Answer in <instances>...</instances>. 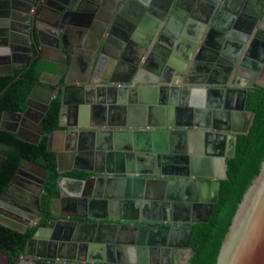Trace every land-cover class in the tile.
I'll list each match as a JSON object with an SVG mask.
<instances>
[{
  "label": "water",
  "instance_id": "1",
  "mask_svg": "<svg viewBox=\"0 0 264 264\" xmlns=\"http://www.w3.org/2000/svg\"><path fill=\"white\" fill-rule=\"evenodd\" d=\"M5 1L10 2L13 0H0V2ZM41 1L42 0H40V2ZM128 1L129 0L123 4L121 3L122 5L120 7H117L119 1L115 3L111 13L113 16L112 32L117 30V28L129 31L132 25L135 24V20L133 21L131 17L129 18L127 16L126 6ZM209 1L210 0H208L207 4L205 1L203 2L200 0L199 3V0H195V3L197 2L196 7L189 11L188 14L182 16V13L178 12L177 14V9H174L170 12L169 17V20H177V18L181 20V28L183 27L191 36L190 40L193 42L192 48H194V45L200 43L201 37L203 38L202 31L206 28L209 29L205 41L201 43V48L203 49L201 52L205 54L209 52L208 55L214 54V60L210 63H202L200 57H197L192 63V68H203L201 71L199 70L201 81L193 83V85L196 86L195 92H198L196 94L197 96L199 94L201 100L198 101L200 103L198 108L189 109L187 107L188 109L180 108L175 110L171 105L173 103V99H171L169 102L171 105L170 109L167 110L169 115L172 113H176V115L179 116L180 114H184L183 117H187V115H191V113H194L195 116L197 114L196 117L201 115L202 117L200 118H203V123L198 119H192L187 124L180 125L183 126V129L173 132L168 130L165 131L164 129H161V131L159 127L175 129L177 126L179 127V125L166 126L165 124L164 126V124H162L158 126L154 123H148L143 127L144 130L142 132L126 131L125 133L133 135V149L136 151L144 150L146 152L137 153L135 158L147 160L148 164L152 161L153 167L155 168L158 164L165 163L169 159L170 154H168V152L170 151L171 153L179 154L178 159L185 161L188 167H190V164H193V168H199V166H203L204 163L208 165L212 163L211 166L213 165L214 170L209 173H197L194 170L190 173L183 172V174H169L163 171L161 173L155 172L154 176H162L155 179L148 178L145 176L147 174H140L142 173L140 168L136 171L125 173V175L118 172L122 177L119 180L121 181L120 187L117 186L119 189H117V193L114 194V196L108 194L110 190L109 187L111 186L110 184L107 185V189L100 190V192L96 189L95 193L90 192L85 187L87 184L92 183L94 180L93 177L96 178V175L101 173L97 170L92 169L93 176L85 179L61 176L58 180L60 190L59 200L66 199L64 184L70 183L75 184L74 197H72L70 202L76 207L79 204L83 205V208H90L92 205L100 202L110 205L111 199L114 200L115 198L114 202L116 203H118L119 200L122 202L123 199L129 200L127 203L134 204L133 208L135 211H131L132 216L127 219L123 218L122 215L121 217H110L109 222L97 221L98 218H94L96 222L83 221L81 219H89L88 216L83 217L79 214L68 216L60 214L59 219H53L49 221L46 226H39L37 228L35 234L28 240L25 252L18 264H173L172 257L175 250L189 249L193 224L206 223L211 218L213 209L218 200L220 181L227 177L226 158L234 156L236 136L248 132L254 116V112L246 110V102L250 88H246L244 82H241L239 78H235L238 75V69H241V66L243 68V62L236 68L237 70H235L233 78L236 80V83L238 82L237 84L240 85V87H228L223 85L220 79H214L213 70L217 68H226L229 71L231 68H234V65L229 67L228 63L230 61H232L231 63H235L236 56H239L243 51L246 41L243 40L241 46L235 45L236 48L232 46V49H230L232 52L226 50L228 48V43H225V37H223L222 32L227 31L230 25L227 24L226 27L221 28V19L226 15V18L233 20L235 11H227L225 4H222L221 7L218 5L217 9L215 5L217 6L218 0H213L216 1V4L213 2L212 6L209 5ZM31 2L30 4H33L32 7L37 4V0H32ZM4 10L6 11L0 12V20H5L6 22L20 21L21 13L18 14L20 11L19 8L5 6L3 11ZM225 10L228 14H225ZM31 17L32 16H30V18L28 16L26 17L29 24L27 21L23 24V27L25 26L26 28L24 32L17 31L19 30L18 28L10 27L11 31L6 33V30L1 29L3 26H1L0 21V38H4V43L7 42L11 50H8L10 54L4 56L5 60L9 63V60L11 61V59H14L16 56L15 54L25 52L24 66L14 65L13 68H23L28 65L30 62L29 53L32 54L34 52L33 49L28 48V46H32L33 43L36 45L37 36V32L35 31V29H37V22L35 17ZM241 17L242 23H245L243 22L247 21L245 12ZM187 18L188 20L185 21ZM13 30L17 32V35L21 33L20 36H13ZM22 34H26V36L22 37ZM122 34L125 35L124 32ZM214 40L216 43L211 44ZM243 55L244 60L246 59L247 61L249 59L247 58V53L245 52ZM188 58L190 61L191 55H189ZM187 63L188 62H186V64ZM220 63L223 65L221 66ZM136 64L140 66L139 75L142 74L143 70L148 68L147 63L139 65L141 63L137 61ZM214 64L216 65L214 66ZM255 66V71L259 68H264V54L258 59ZM184 81L186 82L187 80L185 79ZM157 82L158 80L153 79V81H149L148 83L152 85ZM134 83L136 82L134 81ZM186 84L190 87L179 89V92L189 95L191 89H193L191 88L192 84ZM141 86H127L125 83V85L119 84L116 88L118 87L120 94L132 92V97L134 98L133 103L136 105L144 103L145 93L151 92L152 89L157 90L155 87H145L144 89L141 88ZM43 87L41 83H37L34 86V89L29 95L27 108L24 112L9 114H13L18 118L24 117L26 119L28 115L32 114L33 99H35L39 89ZM47 92L48 96L44 99L43 109L37 118H33V122L27 121V124L38 131L37 135L34 137L23 136L17 129L7 128L4 122L2 127L16 132L17 136L21 139L31 143H38L40 137L44 136L46 133V130L40 125V122L49 109L50 102L55 97L57 91L53 88H47ZM235 97L237 98V103L234 105ZM205 99H207L206 102L204 101ZM66 104L67 101L64 96L63 105ZM139 109L143 110V108ZM146 111L154 113L155 109H152L150 106ZM165 112L164 110V114ZM221 121H224L226 124H222ZM76 128L78 129L77 126ZM221 131L223 133H220ZM64 132L63 130H58L49 134V151L53 150V148L50 147L52 137L57 133L63 134ZM80 132H92L94 133L93 136H97L98 139L99 133L103 135L106 131L96 133L94 130H90L89 132L83 130ZM120 133L122 134L123 130H120ZM157 136L166 137H163L161 140H150V137L157 138ZM171 136H174L172 140L180 138V143L177 146V149L180 148V150H175L176 147L172 149L171 146H168V140ZM216 138L217 140H215ZM220 138L223 140L228 151L224 152V150H218V148H216L217 153H212L210 151L212 149L211 146L216 147ZM172 140H169V143H171ZM82 143L81 141V145L76 149L73 148L74 154H72V156H74L77 161L82 155H91L96 158L97 161L104 157L107 159L109 158L106 152L107 150L103 151L102 149L104 148H102V146H96L99 145V142L95 141V139H93L90 147ZM162 143L164 144L163 146ZM195 144H197V148H199L196 152L200 153V156H195V152L191 151L194 150L193 146ZM161 152L164 153L162 154ZM55 153L57 156V169L60 173H65L67 170L62 166L63 154L57 151ZM4 160L5 158L0 156V167ZM43 169L45 174L43 179L39 182L40 185H38L39 188L33 200L35 208L37 209V217L31 216L32 207L29 206V203L21 201V204L18 201H14L11 204L15 208L21 209V216L28 220L24 223V227H36L40 224L42 219L40 197L44 191L46 181V169ZM25 173L23 167L17 170L13 180L0 197V205L3 200H6L5 198L9 190L17 184L19 176ZM106 174L108 175V173ZM28 175L30 178H34L31 174ZM169 176H176L178 179L168 180L167 178H163ZM97 179H99V182H107V184L112 181L111 178H105L104 176ZM158 183H161L162 186L158 185ZM132 200L133 202H131ZM145 203L147 205H145ZM154 212L156 214L161 212L164 216L161 215L162 217H158ZM71 218H76L78 220H73ZM44 234H46L45 238L41 239ZM41 240L43 242H39ZM35 246L37 248H35ZM33 249L36 251H33ZM0 264H11L7 255L1 249ZM216 264H264V159L260 165L257 176L252 180L236 207L228 229L222 239V245Z\"/></svg>",
  "mask_w": 264,
  "mask_h": 264
},
{
  "label": "crops",
  "instance_id": "2",
  "mask_svg": "<svg viewBox=\"0 0 264 264\" xmlns=\"http://www.w3.org/2000/svg\"><path fill=\"white\" fill-rule=\"evenodd\" d=\"M192 1L194 2V4ZM202 1H205V3L208 2V0ZM117 2V7H120L123 3H126L127 0H69V4L64 6L65 9H67L69 16V25L63 34L64 39H57L53 32L49 29L50 32L45 33V35L39 34L37 36L36 45L33 43L32 46H28V48L34 50L32 56L30 55V58L32 60L39 58L47 66L41 74L40 83L44 87L39 89L38 94H36L35 99H33L32 108H34V106L38 107V105L44 104L42 101L48 96L47 88L55 89L57 91L56 94L60 89L62 91V100L65 96V99L67 101V104L63 105V111L61 114V123L63 125V129L61 130L65 132L63 134H55L51 139L50 147L53 148L54 152H62L63 154V157L61 156L63 160L62 166L67 171L62 174L81 173L84 174L85 177L80 178L78 176L67 175H63V177L85 179L93 176V172L91 171L92 169L97 170L99 171V173H101L99 175L97 174L96 178L93 177L94 180L92 181V183L87 184L85 187L90 192L95 193L96 189H98L100 192V190L107 189V185L110 184L111 186L109 187L110 190L108 194L114 196V194L117 193V189H119L117 186L120 187L121 183V181L119 180L122 176H120L118 172H121L125 175V173L136 171L138 168H140V170H142V173L140 174H147L145 176L153 179L162 177L159 175L154 176L155 172L161 173L162 171L169 174H183V172L190 173L194 170L197 173L212 172L214 170L213 165L211 166L212 163L210 165L204 163V165L199 166V168H193V164H190V167H188L184 161L179 160L177 162L170 159L167 162L165 168H162L164 164L161 163L162 165L158 164L156 166V169L155 167H153V163L151 165V163L148 164L147 160L141 159L138 161L137 158H135L137 153L146 152L144 150L136 151L135 149H133V135L126 134V131L137 133L142 132L144 130L143 127L148 123H154L158 126L162 124H164V126L165 124L166 126L179 125V127L177 126V128L175 129L159 127V130L164 129L165 131L168 130L170 132H173L183 129V126L180 125L187 124L192 119H198L203 123V118H200L202 117L201 115L199 117H196L197 114L195 116L194 113H191V115L188 114L187 117L182 121L180 117H182L181 115L184 114H180L179 116L176 115V113H172L171 115H169V112L167 110L170 109L171 105L173 106V109L175 108V110L187 107L189 109L198 108L200 104L198 101L201 100L199 94L198 96L196 94L198 92H195V85H192L191 88L193 89H191V92L189 94L190 98L186 103L181 100V96V98L178 97V100L175 99L173 101L177 104L172 103L170 105L169 102L171 97L173 95L175 96V98L178 96L172 90L173 88L171 85L178 86L180 80L185 78V75H190L191 78H193L190 81L187 80L188 83L193 84L201 81V75L199 72L203 68H192V63L197 57H200V61L202 63H210L214 60V54L208 55L209 52H207V54L201 52L203 50L201 48V43L203 40H200V43L194 45V48H192L193 42L190 40L191 36L190 34H188V32L179 37L178 40L174 41H166L165 39V41L163 42L162 39H164L165 37L160 41L155 40L153 42L148 40L149 38L156 39L158 36V34L155 37L152 36L149 31H152L154 28V24L158 22L156 13L162 11V8L164 4L167 3V0L128 1L126 6L127 16L129 18L132 17V20L133 17H135L134 19L136 21V25L134 26L138 27V39H125V37L123 36L124 34H122L123 32L120 30V28H117V30L113 31L114 33H108L109 28H107V24L112 20V9ZM181 2L182 5L180 4L179 8L183 11L179 13H182V16H184L196 7V3L198 1L195 3V0H182ZM177 3L178 1L176 2V0H174L170 6L171 9H173ZM46 8L45 20L44 22L40 21L41 25L46 28L44 24L47 23V25L50 26L49 28L58 27L60 15L58 14L57 9L55 7L49 6ZM32 12L34 11L30 9L28 17L33 14ZM34 17L37 18V15L35 16V13L33 14V18ZM187 20L188 18L185 21ZM176 21L178 25L182 24L180 19L177 18ZM226 24V17H224L221 20V28H223ZM181 26L182 25H180V27ZM146 39L148 40V42H146ZM212 42L213 43L211 44H214V41ZM21 54H25V52ZM150 55L151 57H149ZM189 55H191L190 61L188 58ZM164 60L167 62H171L172 67L175 68V70L178 72L177 77H174L172 78V80H170L171 85L168 84V88L162 87L167 85L164 84V81H166L165 75H153L149 74L148 71H145L138 76L141 79L140 84H143L141 88L145 89V87H154V85H148L150 77H152V80L153 78H156V80H158L157 84H155L157 90H151V92L146 93L150 96L153 95L152 97L145 98L143 104L135 105V103H133L134 98L132 97V92L120 94L118 87L116 88V86H118L117 84L125 85V83L127 82L128 84H130L132 82L131 80L136 77V74H134V70H132L133 64L135 62L150 61L152 63L155 61L163 62ZM186 62L188 63L186 64ZM173 64L176 66H173ZM7 65H9L7 66V69L0 68V72L2 70H9V68H13L14 65L20 66L18 62L12 61L7 63ZM58 68H63V73H61ZM63 77L64 82L62 85H59ZM220 80L223 83L222 80H224V77L222 76ZM114 85L116 86L114 87ZM179 94L182 93L180 92ZM236 100L237 98L235 97L234 105L237 103ZM204 101L206 102L207 99H205ZM181 102H184L185 105H182ZM86 105L87 107H85ZM150 106L152 109H155L154 113H149L148 111H146V109H148V107ZM139 108H143V110ZM164 110L166 111L165 114ZM246 110H248L247 102ZM28 116L30 117L31 114ZM221 123L226 124L224 123V121H221ZM76 126L78 127V129L76 128ZM83 130H87L88 132L90 130H94L96 131V133L103 131L106 132H104L103 135L99 133L97 139V136H93L94 133L92 132H80ZM120 130H123V135L120 133ZM220 133L223 132L221 131ZM163 137L166 136H157V138L150 137V140H161ZM173 137L174 136L169 137V140L171 141ZM93 139L99 142V145L96 146H102V148H104H101L103 151L107 150L106 152L108 153L109 158L107 159L104 157L103 159H99L97 161V159L92 157L91 155H82L80 156V158H78L79 160L77 161L76 158L72 156V154H74V151L72 149L79 147V145H81V141L83 142V145L90 147ZM169 140L168 146H171L172 149L176 147L175 150H180V148L177 149V146L180 143V138L177 140H172L171 143H169ZM215 140H217V138ZM163 145L164 144L162 143V146ZM217 146L218 150L222 149L224 150V152L228 151L221 138L218 141L216 147ZM193 147L194 150L191 151L195 152L194 155L200 156V153L196 152L199 150V148H197V144H195ZM214 149L216 148L212 147L210 151L212 153H217V149ZM168 154L174 153H171L169 151ZM177 155L179 156V154ZM30 165L34 166V170L32 169L31 172L24 169V172L26 173L21 174L18 179L20 181L17 182L15 187H12L9 190V195L7 194L6 198L7 200H14L20 203L21 201H25L30 205L33 203L34 195L39 188L38 185H40L39 182L41 179H43L45 173L44 169L40 166L32 163H30ZM37 173L39 174L37 175ZM106 173H108V175ZM28 174H31L33 177H35L30 178ZM98 176L111 178L112 181H110L111 183L108 182V184L107 182H99V179H97L99 178ZM163 178H167L168 180L178 179V177L176 176ZM26 181H29L31 183H26V186H23V183ZM64 185V194L66 199L58 200L54 202L53 205V213L58 216V219L60 218V214L68 216L79 214L83 217L88 216L89 219H81L83 221L96 222V219L94 218H98L97 221L109 222L110 217H121L123 215V218L127 219L132 216L131 211H135V209L132 208L133 205L126 204L127 206L121 207V200H119L118 204L116 203V205H112V203L110 205H107L100 202L98 204L92 205L90 208H83V205H77L76 207L70 202L72 200V197H74L73 194L75 192V184L65 183ZM158 185L162 186L161 183H158ZM17 190H23L29 196H21L18 194ZM114 200L111 199V202H114ZM128 201L129 200H127V202ZM3 203L7 204V202L5 201H3ZM4 205H0L1 214H4L5 216L11 218L22 219L18 216H15L13 212H11L10 209ZM155 215H157L158 217H162L161 215L163 214L161 212H158L157 214L155 213ZM0 217L2 218V216ZM71 219L78 220L76 218ZM23 220H25V218H23ZM16 225L18 227L24 228V226L19 223ZM41 242L43 241L41 240ZM35 248L37 247L35 246ZM33 251L36 250L33 249ZM185 251H190V249H178L174 251L172 257L173 264H182L181 252Z\"/></svg>",
  "mask_w": 264,
  "mask_h": 264
},
{
  "label": "trees",
  "instance_id": "3",
  "mask_svg": "<svg viewBox=\"0 0 264 264\" xmlns=\"http://www.w3.org/2000/svg\"><path fill=\"white\" fill-rule=\"evenodd\" d=\"M46 67V64L36 58L30 59L29 64L23 68L0 72V156L5 158L0 167V197L24 162L46 169L44 191L40 197V224L36 227L21 228L0 220V249L7 255L11 264L19 263L28 240L39 226H46L49 221L58 219L53 213V205L59 197V178L63 175L85 177L81 173H60L57 169L56 153L48 150L49 134L63 129V100L60 89L40 122L46 133L40 137L38 143L21 139L16 132L2 127L7 112L22 113L26 110L29 95L34 86L41 82V74ZM63 82L64 77L59 85ZM247 109L254 112V116L248 132L236 136L234 156L226 158L227 177L220 181L218 200L211 218L206 223L193 224L189 241V264H216L222 239L236 207L257 176L264 159V86L251 88Z\"/></svg>",
  "mask_w": 264,
  "mask_h": 264
},
{
  "label": "flooded vegetation",
  "instance_id": "4",
  "mask_svg": "<svg viewBox=\"0 0 264 264\" xmlns=\"http://www.w3.org/2000/svg\"><path fill=\"white\" fill-rule=\"evenodd\" d=\"M31 1L32 0H13L10 2H8V1L0 2V12H5L6 10L3 11L4 7L10 6V7L19 8L20 11L18 12V14L21 13L20 21L6 22L5 20H0L1 26H3L1 29L6 30V33H9L11 31L10 27L18 28L19 30H17V31H23V32L26 31V28H25V26L23 27V24L26 23V21H27L26 17L28 16L30 9H32L34 11L32 13L33 14L35 13V16L37 15V18H35L36 22H37L36 23L37 29H35V31L37 32V36L39 34L45 35V33L52 31L57 39L63 40L64 39L63 34L69 25L68 12L64 6L69 4V0H42L41 2H40V0H37V4L34 7H32L33 4H30V3H32ZM173 1L174 0H167V3L164 4L162 11L156 13L158 22L156 24H154L153 30L149 31V32L154 37L157 36V34H158V36L156 39L149 38L148 39L149 41H153V42L155 40L160 41L164 37L165 38L162 39L163 42L165 41V39H166V41H171V40L174 41V40H178L179 37L183 36L185 33L188 32L183 27L182 28L180 27L181 24L180 25L177 24L176 19L169 20L170 12H172L174 9H177L176 10L177 14H178V12L183 11L179 8L180 4L182 3L181 0H176V2L178 1V3L174 6L173 9H171L170 6H171ZM213 2H215V4H216V1L210 0L209 5L212 6ZM217 3H218L217 6L215 5V8H217V9H218V5H220V7H221L222 4H225L227 11H231V10H233L232 12L235 11V14L233 15L234 16L233 20H229L228 18H226V23L229 24L230 27L228 26L229 27L228 30L226 29L227 31L222 32L223 37H225V39H224L225 43H228L229 49L227 48L226 50L229 52H232V50H230V49H232V46H233V48H236L235 45L241 46L243 43L242 42L243 40L246 41V45L244 46V49L240 53V55L236 56L235 63H231L232 61H230L229 63L227 62L229 64V67H232V65H234L233 66L234 68H231L229 71L226 68L225 69L224 68H217L216 70H213L214 79H221V77L223 76L224 77V80H222L224 83V84L222 83L223 85L228 86V87H240V85L237 84L238 82L236 83V80L233 78H234V72H235V70H237L236 68L243 62L242 63L243 68L241 66V69L240 68L238 69V75L235 78H237V79L239 78L241 80V82L245 83L244 85L246 86V88H250V90H251V88H253L254 86H259L257 83V80H258L259 75L262 71V68H259L258 70L255 71V68H256L255 64L258 62V59L264 54V0H218ZM193 4H194V2H193ZM48 6L49 7H55L57 9L58 14L60 15L59 26L56 28H49L50 26L47 25V23L44 24L46 26V28L43 25H41L40 21L44 22L45 10L47 9L46 7H48ZM220 7H219V9H220ZM226 10H225V14H228L226 12ZM232 12H231V14H232ZM244 12H245V17H246L247 21H243L245 23H242V20H241L242 17L241 16H242V14H244ZM33 14L31 15L32 17H33ZM225 17H226V15H225ZM134 18L135 17H133V21L135 20ZM243 18H244V15H243ZM28 24H29V22H28ZM227 24L224 27H226ZM134 25H136V21H135V24L132 25V27L129 31H124V30L120 29L122 32L125 33V35H123L125 37V39L126 38H128V40L138 39V37H139L138 27H136ZM112 27H113V20H111L107 24V28H109L108 33L112 32L111 31ZM179 27H180V29H179ZM1 29H0V31H1ZM49 29H50V31H49ZM208 31H209L208 28H206L205 30L202 31L203 35L202 34L201 35L203 36V38L201 37V40L204 41L206 39ZM16 33L17 32L14 31V33L12 35L17 37V36H20V34H21V33H18L19 35H17ZM23 36L25 37L26 34H24V35L22 34V37ZM37 36H36V39H37ZM58 37H60V38H58ZM148 40L146 39V42H148ZM0 42H1L0 43V58H1L0 59V68L7 69V66H9V65H7L8 62H7V60H5L4 56L6 54H10L11 50L9 49L7 42L4 43V38H0ZM211 43H213V42H211ZM214 43H216L215 40H214ZM8 50H10V51H8ZM245 52L247 53V58H249L247 61H246V59L244 60L243 53H245ZM16 53H17V51H16ZM15 55L16 56L14 57V59H11V61L13 60L12 62H18L20 65H23L24 61H25V54L17 53ZM29 55L32 56L31 53H29ZM149 57H151V55ZM154 57H155V55H154ZM9 62H10V60H9ZM140 63L141 64H139V65H143L142 63H144V64L147 63V65H148V68L142 71L143 73L145 71H148L149 74H153V75L158 74L160 76H162V75L166 76L165 77L166 81H164L165 82L164 84H167V85L162 86V87L168 88V84L171 83L170 80H172V78H174V77H177V75H178V72L175 70V68L172 67V63L167 62L165 60L163 62L155 61V62L151 63L150 61H147V62H140ZM220 64H221V66L223 65L222 63H220ZM215 65L216 64H214V66ZM173 66H176V65L173 64ZM139 67L140 66H137L136 62L133 64L132 70H134V74H136V77L131 80L132 82L130 81L131 82L130 84H128V82L126 83L128 86L129 85L141 86V84H140L141 79H140V77H138V75H139L138 72L140 69ZM58 69L61 73H63V71H64L63 68L62 69L58 68ZM10 70H11V68H9V70H2L1 72H8ZM200 78H201V76H200ZM212 78H213V76H212ZM153 79H156V78H153ZM183 79L190 81L193 78H191L190 75H185V78H183ZM183 79L180 80L178 86L170 84L173 88L172 90L175 92L176 95H178L176 98L173 95L174 97L172 96L171 99H173V101L175 99L178 100V97L181 98V96H182L181 100L186 103L190 97L188 94L187 95H185L184 93L179 94L180 93L179 89H183L184 87H190V86L188 84H186L188 82L187 81L185 82ZM134 81L136 83H134ZM149 81L150 82L153 81L152 77H150ZM117 85L119 86V84H117ZM120 85H122V84H120ZM148 85H150V84L148 83ZM152 85H154V87L156 88L155 84H152ZM115 86L116 85H114V87ZM152 91H153V89H152ZM249 91H248V94H249ZM150 97L151 96L148 94H146V96H145V98H150ZM179 101H180V99H179ZM42 102L44 103V100ZM184 102H181V104L185 105ZM173 103L177 104L176 102H173ZM43 106H44V104L38 105V107L34 106V108H32L33 113L30 116L31 118L28 116V117H26V119L24 117L18 118L15 115H13V114L10 115L9 112H7L5 114L6 118L4 117L3 122L7 128L17 129L20 132V134L23 136L34 137L35 135L38 134V131L35 128H32L29 124H27V121L33 122V118L34 119H35V117L37 118V116L39 115V113L43 109ZM85 107H87V105ZM185 118L186 117H183V115H182V117H180V119L182 121ZM137 160L139 161V159H137ZM149 163H151V165H152L151 161ZM29 171L32 172V170H29ZM38 174L39 173H37V175ZM28 183L30 184L31 182L28 181ZM58 200H56V201H58ZM5 202H7V204L2 203L1 205L5 204L4 206L9 208L10 211L13 212V214L15 216H18L19 218H22V219L11 218V217L5 216L4 214H1V212H0V216H2V218L4 220H7L8 222L13 224L14 226H17L16 224H18V223L21 224L22 226H25L24 223H26L28 220L26 218H25V220H23L24 217L21 216L22 215L21 210H19V212H20L19 213L18 211H16L17 208H15L13 205H11L12 202H14V200L8 199V200H5ZM29 206L32 207L31 216L37 217V209L35 208L34 201L31 205L29 204ZM78 206H80V205L78 204ZM24 228H28V227H24Z\"/></svg>",
  "mask_w": 264,
  "mask_h": 264
},
{
  "label": "rangeland",
  "instance_id": "5",
  "mask_svg": "<svg viewBox=\"0 0 264 264\" xmlns=\"http://www.w3.org/2000/svg\"><path fill=\"white\" fill-rule=\"evenodd\" d=\"M257 83H258L259 86H264V68H262V71H261V73L259 75V78L257 80ZM22 167L24 169H27V170H32V169L34 170V166L30 165V163H28V162H24L23 165H22ZM0 220H2V222L6 223V224H8L10 226H13V224H11L10 222H8L7 220L2 219L1 217H0ZM189 255H190V251L181 252V256H182L181 263L182 264H189L188 263V259H189L188 257H189Z\"/></svg>",
  "mask_w": 264,
  "mask_h": 264
},
{
  "label": "bare ground",
  "instance_id": "6",
  "mask_svg": "<svg viewBox=\"0 0 264 264\" xmlns=\"http://www.w3.org/2000/svg\"><path fill=\"white\" fill-rule=\"evenodd\" d=\"M187 86V85H186ZM213 146H211V148H212ZM214 148H218V146L217 147H215L214 146ZM76 149V148H75ZM73 150V149H72ZM178 155L177 154H170V157H169V159L165 162V163H163L164 165L162 166V168H165L166 167V164H167V162L170 160V159H172V160H174V161H179L180 159H178V157H177ZM180 161H182V160H180ZM185 162V161H184ZM20 180H18L17 182H19ZM26 183L28 184V181H26V182H24L23 183V186H26ZM33 185V184H32ZM17 188V187H16ZM14 191V190H13ZM18 191V194L19 195H21V196H26V195H28L27 193H25V191H20V190H17ZM36 191V190H35ZM9 195V194H8ZM11 195V194H10ZM29 196V195H28ZM17 197V196H16ZM7 198V197H6ZM5 198V199H6ZM25 199V198H24ZM7 200V199H6ZM21 200V199H20ZM3 201H5V200H3ZM3 201H2V203H3ZM131 202H133V201H131ZM134 202H136V201H134ZM112 203V205H116V202H111ZM118 204V203H117ZM126 204H131V203H127V200H123L122 202H120V205H121V207H125V206H127ZM131 205H134V204H131ZM136 205V204H135ZM145 205H147L146 203H145ZM133 208V207H132ZM16 211H19L18 209H16ZM45 236H46V234H44L43 235V237L41 238V239H43V238H45ZM41 242V241H40Z\"/></svg>",
  "mask_w": 264,
  "mask_h": 264
}]
</instances>
